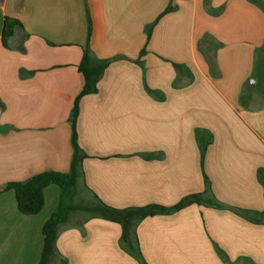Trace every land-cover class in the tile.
Segmentation results:
<instances>
[{"label":"crops","instance_id":"0c3cea01","mask_svg":"<svg viewBox=\"0 0 264 264\" xmlns=\"http://www.w3.org/2000/svg\"><path fill=\"white\" fill-rule=\"evenodd\" d=\"M7 18L21 24L10 47L2 44ZM263 44L264 11L254 0H3L0 264H40L60 189L47 187L43 210L27 216L6 187L69 172L87 46L111 63L97 92L79 102V188L116 209L201 196L138 224L147 264H264ZM197 130L211 141L203 163ZM121 235L120 224L75 214L50 264H139Z\"/></svg>","mask_w":264,"mask_h":264},{"label":"trees","instance_id":"16d2710c","mask_svg":"<svg viewBox=\"0 0 264 264\" xmlns=\"http://www.w3.org/2000/svg\"><path fill=\"white\" fill-rule=\"evenodd\" d=\"M254 2L264 11V3L262 0H254ZM172 10L169 7L164 14ZM157 22L149 26L146 30L148 39L151 37L152 30ZM17 20L7 18L2 36V44L4 47H10L9 41L15 33V29L20 27ZM259 53L264 52V44L259 48ZM145 52L143 51L142 54ZM109 60H98L91 53L87 46L83 52L82 61L78 66L80 73L84 78V86L80 95L74 102L73 109L70 115V123L72 125V147L73 157L69 172L60 173L55 171H46L37 174L24 182H12L6 187V190L13 191L16 196L18 211L27 216L38 215L45 206V189L51 185H56L60 189V200L52 216L46 221L43 226L42 233L44 238V246L41 255L40 264H50L52 258L56 255V242L59 236V231L62 226L67 225L73 215L79 212H88L93 217L101 218L120 224L122 227V235L120 239L121 247L133 256L139 264H147L144 260L139 241L136 234L138 224L149 216H154L161 213H171L178 211L191 204H201V196L193 195L185 198L179 204L171 208L160 206H148L138 208L116 209L105 205L96 196L94 203L86 205L84 203H75V197L79 190L81 180L84 173L82 163L85 159V154L78 144L76 132V122L79 115V102L87 95L95 94L98 90V83L105 70L110 65ZM178 67V66H177ZM203 133L200 130L196 131L197 141L200 144L202 163L210 140L203 138ZM205 182L207 190L210 185L206 175ZM259 181L264 187V170L258 172ZM221 208V205H217ZM228 263L225 255H221ZM64 264V261L62 262Z\"/></svg>","mask_w":264,"mask_h":264},{"label":"rangeland","instance_id":"374dc122","mask_svg":"<svg viewBox=\"0 0 264 264\" xmlns=\"http://www.w3.org/2000/svg\"><path fill=\"white\" fill-rule=\"evenodd\" d=\"M75 203H84L86 205H91L94 203V201L91 199V197H89L85 192L84 190H81L79 188L78 190V193L76 194V197H75ZM77 215V220H81L85 217H88V216H91L90 213L88 212H79L76 214Z\"/></svg>","mask_w":264,"mask_h":264},{"label":"built area","instance_id":"2783aa9c","mask_svg":"<svg viewBox=\"0 0 264 264\" xmlns=\"http://www.w3.org/2000/svg\"><path fill=\"white\" fill-rule=\"evenodd\" d=\"M3 2V0H0V4Z\"/></svg>","mask_w":264,"mask_h":264}]
</instances>
